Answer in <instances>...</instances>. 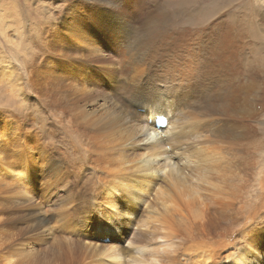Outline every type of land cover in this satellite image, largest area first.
<instances>
[{
    "label": "bare ground",
    "instance_id": "1",
    "mask_svg": "<svg viewBox=\"0 0 264 264\" xmlns=\"http://www.w3.org/2000/svg\"><path fill=\"white\" fill-rule=\"evenodd\" d=\"M80 1L121 43L120 67L78 39L33 84L48 110L40 138L0 136V264H264V229L225 179V151L259 144L260 83L237 64L247 25L205 22L202 42L163 12L146 11L142 30L114 14L121 0Z\"/></svg>",
    "mask_w": 264,
    "mask_h": 264
},
{
    "label": "rangeland",
    "instance_id": "2",
    "mask_svg": "<svg viewBox=\"0 0 264 264\" xmlns=\"http://www.w3.org/2000/svg\"><path fill=\"white\" fill-rule=\"evenodd\" d=\"M76 1L0 0V136L11 138L22 130L21 133L27 137H37L38 135L40 138L38 132L42 131L40 129L42 124L45 126L47 123L46 111L48 112V110L39 107L40 100L36 99L33 84L38 81L41 82V77L49 72L47 61L58 58L60 55L58 53H62V51L75 45L78 39H81L84 42V47H86L81 49H96L95 54L99 53L100 50H104L105 52L102 54L106 56L103 64L114 68L120 67L123 48L121 43L108 35L109 33L103 31V27L99 24V13H85V6L81 1L80 5L83 7H80V11L74 9V7L79 6ZM112 8L119 19L142 30L146 29L145 19L148 16H145L146 11L151 15L158 11L163 12L167 17L166 19L172 23L173 29L180 31L186 28L197 29L198 36L201 37L198 40L202 42L208 38V34L203 30L204 26L202 25L205 22L233 20L236 23L245 24V27L247 25L245 31L237 33L239 36L237 64L242 76L251 73V71L252 73L255 72L258 83H260L259 99L260 101L262 99L260 102L262 106L259 107V121L257 122L259 144H257L256 151L251 150L249 152L251 153L248 155L249 157L246 156L247 154L243 156L240 152H236V148L225 151V179L229 183L238 185L241 189L244 188L246 197L249 198H246L248 201L245 199H237L236 201L240 207L247 210L245 213L256 216L257 219L251 224L258 228L257 230L264 229V206L261 205V193L258 185L260 179L264 180V0H121L117 9ZM235 9L237 12L234 11ZM243 9H245L244 13H241ZM247 9L250 12L246 11ZM246 12H248V15ZM243 16L245 20H243ZM255 19L256 24L254 23ZM130 31L129 33H132ZM127 32L128 29L125 30V33ZM198 40L195 41V48L200 43ZM191 50L195 49L191 47ZM49 65L54 69L53 62H50ZM83 67L85 66L83 65ZM96 69L97 73L93 72L95 76H99L101 72L105 71L98 67ZM83 73L84 75H81V77H84L86 82L87 80H97L94 79L96 77L93 74L90 76L85 72ZM35 79L38 80L35 82ZM158 87L163 88L160 84ZM138 105L143 106L144 104L138 102ZM150 120L148 119V124L151 125ZM41 136L43 135L41 134ZM44 146V143H42L40 147L44 148ZM245 162H248V165ZM249 166L251 167L249 168ZM242 175L245 176L244 179ZM159 186L160 183L152 191H148L145 196V198L148 197L146 200L150 199L149 201H152ZM37 201H39V198ZM41 206H47L46 200H41ZM259 216L260 218H258ZM99 224L107 225L108 221L102 219L100 222H96L95 226H99ZM51 230L53 231V227ZM100 243L108 245L110 240L105 239Z\"/></svg>",
    "mask_w": 264,
    "mask_h": 264
}]
</instances>
